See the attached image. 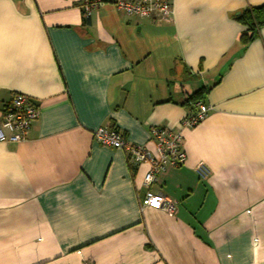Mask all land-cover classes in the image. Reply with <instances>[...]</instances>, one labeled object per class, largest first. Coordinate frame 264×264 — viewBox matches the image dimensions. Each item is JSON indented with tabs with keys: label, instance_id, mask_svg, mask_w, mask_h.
<instances>
[{
	"label": "crops",
	"instance_id": "obj_1",
	"mask_svg": "<svg viewBox=\"0 0 264 264\" xmlns=\"http://www.w3.org/2000/svg\"><path fill=\"white\" fill-rule=\"evenodd\" d=\"M82 1L0 0V108L40 106L0 142V264H264V26L243 47L235 18L264 0H172L163 22ZM202 88L209 116L183 128ZM102 125L150 150L151 127L182 132L185 163L151 186L174 213L140 207L148 165Z\"/></svg>",
	"mask_w": 264,
	"mask_h": 264
},
{
	"label": "built area",
	"instance_id": "obj_2",
	"mask_svg": "<svg viewBox=\"0 0 264 264\" xmlns=\"http://www.w3.org/2000/svg\"><path fill=\"white\" fill-rule=\"evenodd\" d=\"M111 3L128 16L148 18L154 22L169 20L173 15L172 0H111ZM102 4L101 0H83L79 6L85 16H90ZM211 106L196 101L192 110L183 118V128L194 127L203 122L210 113ZM40 106L28 95L13 93L0 108V142L20 143L28 139L32 125L39 119ZM154 150L146 146L129 143L123 133L115 126L102 125L94 130V139L102 146L123 149L133 170L148 165L143 184L147 188L140 200V207H150L169 213L176 211V204L162 193L151 190L163 172L169 167H180L186 161L181 131L153 126L149 129ZM198 173L205 177L208 170L198 166Z\"/></svg>",
	"mask_w": 264,
	"mask_h": 264
},
{
	"label": "trees",
	"instance_id": "obj_3",
	"mask_svg": "<svg viewBox=\"0 0 264 264\" xmlns=\"http://www.w3.org/2000/svg\"><path fill=\"white\" fill-rule=\"evenodd\" d=\"M236 20L244 27L239 36V42L243 47L254 41L259 36L260 29L264 26V5L247 7L236 13ZM204 89H199L189 96V101H200Z\"/></svg>",
	"mask_w": 264,
	"mask_h": 264
}]
</instances>
